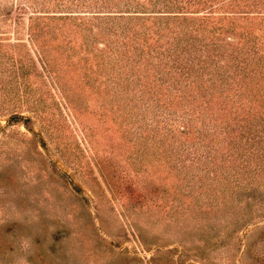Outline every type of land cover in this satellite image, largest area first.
I'll return each mask as SVG.
<instances>
[{
	"label": "rangeland",
	"instance_id": "374dc122",
	"mask_svg": "<svg viewBox=\"0 0 264 264\" xmlns=\"http://www.w3.org/2000/svg\"><path fill=\"white\" fill-rule=\"evenodd\" d=\"M153 1L0 0V264H264V4Z\"/></svg>",
	"mask_w": 264,
	"mask_h": 264
},
{
	"label": "trees",
	"instance_id": "16d2710c",
	"mask_svg": "<svg viewBox=\"0 0 264 264\" xmlns=\"http://www.w3.org/2000/svg\"><path fill=\"white\" fill-rule=\"evenodd\" d=\"M130 2L133 3L134 0H130ZM216 2H217V0H158V1L150 2V3H153L152 5H154V6L152 8H150L151 10H149V11L148 10L147 11H144V10L126 11V12H119L117 14L123 15V14H126L127 12H133V14H136V16L151 15L152 14L154 16H159L160 19H166V18H171V17H177V18L183 17V18H185V17H190V16L194 17V16H198V15H203L201 18H207L206 16L215 14V11H213V10L215 9V6L217 5V4H215ZM21 3H23V1H21ZM135 3L139 4V2H135ZM141 3L143 5H145L146 2H141ZM246 3H249L250 5H262V4H264V1L263 0H254V1L248 2V0H246ZM157 5L159 8L156 7ZM144 7H147V6H144ZM235 12H236V14H240V16H249L250 12H252V11L241 9V10H237ZM189 14H191V15H189ZM228 16H231V15H228ZM187 43L189 45V41H187ZM148 49H151V48H148ZM179 49L182 50L183 47L179 46ZM185 51H187V50H185ZM207 51L208 50H201V49L194 50L192 47H190V52L188 50L186 56L191 57V59L186 58V56L185 57L179 56L178 58H175L176 54L172 50L166 52L165 50H159L158 46H156V48H152V50H150V58L152 59V61L154 60V62H155V60H157V61H160L161 63H163V62H166V60H164V55L169 54L175 58V60L173 62H170V63L175 64L178 61L183 62L187 59L193 60L192 57L198 53H200V54L206 53L205 56L202 58V62H208V64H209L208 65V72L205 71L204 65H202V67L197 69L198 71H196V73H197V75H202L206 72V73H208V78H209V74L211 71H215L214 73H211L213 75L217 71L219 72L218 69H220V68L217 65L218 60H217L216 55L213 52H212V54L208 55ZM255 51L257 53L262 52V50L260 52H259V50H255ZM248 56H250V55L248 54ZM196 60L200 61L199 59H195L193 61H196ZM238 60H239V62L244 61L243 58H239ZM148 61H151V60H148ZM188 62H191V61H188ZM155 63L157 64V62H155ZM175 66H177V65H175ZM184 67L186 68V66H184ZM130 71H131L130 74H135L134 67H131ZM156 74L159 76H163V74L159 70V68H157ZM18 117H21V115L13 114L11 116V119H15Z\"/></svg>",
	"mask_w": 264,
	"mask_h": 264
}]
</instances>
